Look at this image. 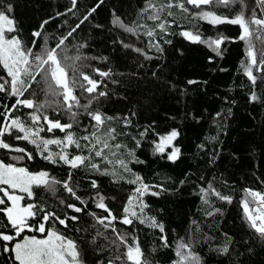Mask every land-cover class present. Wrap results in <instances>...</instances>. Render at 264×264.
<instances>
[{"label":"snow or ice","instance_id":"snow-or-ice-1","mask_svg":"<svg viewBox=\"0 0 264 264\" xmlns=\"http://www.w3.org/2000/svg\"><path fill=\"white\" fill-rule=\"evenodd\" d=\"M104 3L105 0H95L90 5L86 0H70L66 11L43 21L26 42L17 28L14 6L10 0H0V150L12 153L7 160L0 159V264H154L151 255L142 247L139 225L158 230L162 248L173 247L164 224L146 212L149 205L145 201V197H158L168 189L163 183L146 182L133 171L130 164L145 161L134 149L120 142L119 136L127 134L111 126L117 117L98 108L92 109V105L109 98L110 84L121 83L116 76L124 75L107 67V56L87 54L84 51L90 48L87 40H76L82 25L90 22ZM69 15L76 16L77 22L70 25L65 19V32L57 36L45 33L44 26L51 19ZM177 15L190 27L182 26ZM139 19L145 23L139 24ZM199 21L214 27L238 26L239 35L231 38L217 33L214 37H205ZM111 24L138 40L147 37L143 47L123 39L113 41L146 61L157 58L148 54L151 50L163 54L162 43L172 42L165 39L169 34L203 44L218 57L223 56L222 45L226 42H244L245 58L240 61V69L251 85L248 100L264 104V92L257 91L264 88V0H144L130 23L113 9ZM172 25L180 31L171 32ZM95 27L103 26L97 24ZM209 62H213L212 57ZM156 75L153 72V76ZM195 83L198 81H188V84ZM225 103L229 105L227 111L216 113L221 120L232 114L231 105L235 101L225 97ZM25 109L28 111H22ZM135 116V112H130L119 117L123 128L136 130L137 135L132 137L135 148H141L142 142L152 137L153 154L176 162L182 154L175 143L179 131L172 129L161 133L154 124L136 125L133 123ZM81 127L83 134L77 135L75 130ZM57 131L63 136H55ZM211 140L217 141L218 137L213 136ZM12 141L26 142L33 150ZM50 146H56V150ZM197 147L205 149L204 144ZM118 153H126V157L120 158ZM218 155L213 149L210 162L214 163ZM37 157L53 166L66 167V176L60 179L47 169L31 170L21 163ZM78 172L90 177L87 199L80 195L81 181L75 179ZM97 176L109 177L112 183L133 186L119 209L114 210L106 202ZM179 183L183 185L186 180L181 179ZM58 188L69 196L68 200L58 201L63 211L51 207L38 194L41 190L55 195ZM241 191V219L248 229V238L243 243L249 245L247 253L252 254L253 243L264 246V190L244 188ZM200 195L205 205H211L213 197L228 204L234 199L211 183L200 189ZM220 212L221 209L215 208L206 211V215ZM83 216L91 217L90 229L81 227ZM118 224L126 226L125 230L117 228ZM70 230L88 235L84 239L73 238L67 234ZM223 237L219 245L212 243L214 237H205V240L213 253L226 256L231 264H243L232 255L237 243L235 238L228 233H223ZM87 240L91 241L90 247L84 246ZM195 245L194 239L178 238L171 264H205ZM156 251L151 250L152 253ZM90 254H94L91 261ZM243 254L236 253L237 256Z\"/></svg>","mask_w":264,"mask_h":264},{"label":"trees","instance_id":"trees-1","mask_svg":"<svg viewBox=\"0 0 264 264\" xmlns=\"http://www.w3.org/2000/svg\"><path fill=\"white\" fill-rule=\"evenodd\" d=\"M10 2L14 6V13L18 10L24 17L46 11L51 17H55L56 13L60 12L59 5L62 0ZM143 3L144 0H105L91 21L82 25V30L76 35L77 41L87 40L90 45L89 49L84 50L87 54L107 56V67L115 73H124L123 76H116V79L121 81L120 84L109 85V98L103 99L101 104L92 105V109L98 108L107 115L117 117L111 126L117 128L118 132L127 134L119 136L120 142L126 144L129 149H134L138 157L145 161L143 164H130L133 171L143 176L146 182L163 183L168 189L158 197H145V201L149 205L146 212L164 224L173 247L162 248L158 230L139 225L138 235L142 247L146 254L151 255L154 264H171L175 259L173 249L177 239H194L196 250L203 256L205 264H231L226 256L213 253L205 240V237H214L212 243L219 245L223 242V233H228L237 241L232 254L235 259L243 261V264H264V246L258 242L253 243L251 246L254 251L248 254L249 245L243 243V240L248 238V229L241 219V190H264V104L250 103L248 100L251 85L240 69V61L245 58V44L242 41L226 42L222 45L223 56L218 57L203 44L192 43L178 35L169 34L165 39L172 42L162 43L163 54L151 50L148 54L157 58L146 61L142 56L124 49L118 42L114 44L113 41L123 39L137 47H143L147 37L138 40L127 33H121L111 24L113 9L130 23ZM136 5L138 9L134 12ZM176 19L182 26H189L179 15ZM76 22L77 19L73 24ZM138 23L143 24L145 21L139 19ZM147 23L152 24L151 21ZM97 24L103 27L96 28ZM64 25L62 17L55 18L47 34H62L65 32ZM198 25L205 37H214L221 33L235 38L240 31L238 26L233 25L214 27L205 21H199ZM170 31L178 32L180 28L172 25ZM209 57H212L213 62H209ZM97 66H100L99 62ZM153 72L157 75L153 76ZM189 80L198 83L188 84ZM257 91L264 92V88ZM225 97L235 103L231 105L232 114L221 120L216 117V113L227 111L229 105L225 103ZM130 112L136 113L133 118L136 125L154 124L161 133L177 129L180 135L175 143L181 148L180 158L173 163L166 157L154 155L151 148L152 137L144 140L141 148H135L132 137L137 135L136 130L123 128L119 119ZM81 120L87 122L84 117H81ZM75 131L77 135L83 134L82 127ZM55 136L61 137L63 133L57 131ZM213 136L218 137V140L212 141ZM12 142L33 150L26 142ZM200 144L205 145L204 150L197 147ZM50 147L53 151L56 150V146ZM213 149L217 150L219 155L215 162L211 163ZM10 155L12 153L0 150V159L7 160ZM117 155L120 158L126 157V153ZM21 163L31 170L47 169L60 179H63L68 171L66 167L53 166L39 157L34 161ZM89 178L84 172H78L75 177L81 181L79 192L85 199L88 198L90 190ZM95 178L100 183L101 193L105 195L109 206L114 210L119 209L133 186L112 183L109 177ZM181 179H185L186 183L181 185ZM208 183L224 194L233 196V202L228 204L213 197L211 205H205L200 189L207 187ZM38 194L53 208L59 207V199H69L68 194L61 188H58L55 195L41 190H38ZM90 208L95 210L92 205ZM215 208L221 209V212L213 216L206 215V211ZM59 210L63 211V208L59 207ZM82 220L84 223L81 227L90 229L91 217L83 216ZM117 228L123 231L126 226L118 224ZM67 234L81 239L88 235L71 230ZM84 246L90 247L91 241H85ZM152 249L157 251L152 253ZM236 253L244 254L237 256ZM89 259H94V254H90Z\"/></svg>","mask_w":264,"mask_h":264},{"label":"rangeland","instance_id":"rangeland-1","mask_svg":"<svg viewBox=\"0 0 264 264\" xmlns=\"http://www.w3.org/2000/svg\"><path fill=\"white\" fill-rule=\"evenodd\" d=\"M82 2H84V0H82ZM86 2L91 5L94 3V0H86ZM69 6H70V0H62V2L59 5L60 12L66 11L67 7H69ZM137 9H138V7L136 5L134 8V12H136ZM82 11H83V8H81V12ZM79 15H80V13H77V16H79ZM14 17L16 20L17 28L20 31V35L23 37V39L26 42H28L32 38V36H31L32 32L39 29L42 22L45 20H48L51 16L46 11L42 14H34L32 16L24 17L21 15L20 11L17 10V12L15 11V13H14ZM62 18L64 19V21H65V19H67L68 24H70V25H72L73 22L77 19L76 16H72V15H69L67 17H62ZM53 20L54 19H51L50 22L44 26L46 34L48 33V31L52 27ZM66 30H67V25H64V31H66Z\"/></svg>","mask_w":264,"mask_h":264}]
</instances>
